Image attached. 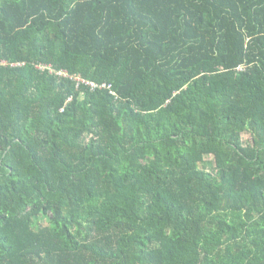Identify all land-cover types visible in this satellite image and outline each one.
I'll return each mask as SVG.
<instances>
[{
  "label": "trees",
  "instance_id": "obj_1",
  "mask_svg": "<svg viewBox=\"0 0 264 264\" xmlns=\"http://www.w3.org/2000/svg\"><path fill=\"white\" fill-rule=\"evenodd\" d=\"M0 264H264V0H0Z\"/></svg>",
  "mask_w": 264,
  "mask_h": 264
},
{
  "label": "rangeland",
  "instance_id": "obj_2",
  "mask_svg": "<svg viewBox=\"0 0 264 264\" xmlns=\"http://www.w3.org/2000/svg\"><path fill=\"white\" fill-rule=\"evenodd\" d=\"M251 138V134L250 132H245L243 134V139L244 142H248ZM49 223V216L48 215H44V216H39L35 219V224L37 225V227L39 226H46Z\"/></svg>",
  "mask_w": 264,
  "mask_h": 264
},
{
  "label": "built area",
  "instance_id": "obj_3",
  "mask_svg": "<svg viewBox=\"0 0 264 264\" xmlns=\"http://www.w3.org/2000/svg\"><path fill=\"white\" fill-rule=\"evenodd\" d=\"M39 67H42V66H39ZM59 73H60V74H64V75H66V76H70V75H68L67 73H62V72H59ZM70 77H73V76H70ZM75 79H77L78 81H80V82H82V83L89 84V85L92 86L93 88H95V87H99V86L106 87V88L110 89L112 93H115L114 90L112 89V85H111V84H106V83L98 84V83L93 82V81H89V80H86V79H82V78L79 77V76H76Z\"/></svg>",
  "mask_w": 264,
  "mask_h": 264
}]
</instances>
